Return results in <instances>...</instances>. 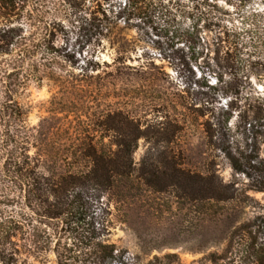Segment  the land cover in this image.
Wrapping results in <instances>:
<instances>
[{"label":"rangeland","instance_id":"374dc122","mask_svg":"<svg viewBox=\"0 0 264 264\" xmlns=\"http://www.w3.org/2000/svg\"><path fill=\"white\" fill-rule=\"evenodd\" d=\"M121 1L20 2L25 32L34 31V24L35 37L47 36L0 57V104L14 66L7 63L25 57L17 63L19 75L9 80L18 86L14 97L37 138L55 142L62 157L83 156L118 150V141L138 125L143 135L133 155L136 168L150 154L174 160L189 174L187 190L165 177L167 191L143 186L119 206L109 191L90 189L86 220L99 227L106 218L105 237L116 246L112 256L97 260L64 249L86 234L82 221L41 219L0 173V217H21V236H35L40 245L49 241L40 250L23 246L18 264H58V241L61 253L73 255L71 264L145 263L168 252L185 264H211L204 259L211 253L223 263L253 264L245 258L247 238L239 228L250 223L257 237L264 235V44L250 56L251 47L239 53L216 41L226 29L252 21L260 26L255 39H264V17L251 16L264 13V0H154L142 18L129 20ZM109 25L112 36H94ZM91 56L108 66L85 73ZM4 130L0 122V141ZM5 157L0 148V168ZM50 159L40 167L46 175L91 168L90 160L69 167ZM8 195L18 196L12 205L5 204ZM199 197L206 200H194Z\"/></svg>","mask_w":264,"mask_h":264},{"label":"trees","instance_id":"16d2710c","mask_svg":"<svg viewBox=\"0 0 264 264\" xmlns=\"http://www.w3.org/2000/svg\"><path fill=\"white\" fill-rule=\"evenodd\" d=\"M22 1L24 0H0V57L13 54V47L15 46L20 50H26L29 39H46V33L39 38L35 37L37 33L34 31L37 27L34 24H30L34 31L25 32V25L20 21L22 13L19 4ZM63 1L70 3L72 0ZM89 1L96 2L100 6L105 0ZM225 1L232 2L233 0ZM153 2L154 0H122L121 13L126 15L127 20L132 17L142 18L146 12V7ZM251 16L255 20L259 16L264 17V13L256 10ZM110 24L114 26L113 21ZM112 26L106 27L108 28L106 32L102 29L97 30L94 32V36L96 38L112 36ZM259 29L258 23H253V21L247 23L245 27L231 29L232 32L228 28L224 36L219 35L216 44L219 47L226 44V47L227 45L231 47L228 48V51L234 48L239 53L251 47V49H247V54L250 53L251 56L257 53L258 44H264V39H255L254 35L259 33ZM243 34L249 35L250 38L245 39ZM231 36L233 39H230ZM15 60L7 63L8 66H14L11 70H7L8 75L5 78V81H9L5 85L7 95L6 99L0 104V122L5 127L1 136L0 148L6 155L0 173L4 179L12 182L14 187L21 192L25 207L41 219L62 217L66 222L77 220L84 223L85 229L83 230L86 234L80 237L75 236L74 239L77 241L73 246H64L65 251L71 253L78 250L86 258L97 260L112 256L116 246L107 242L105 237L110 232L108 227L110 222L103 218L101 225L97 227L93 221L86 220L89 210L88 205L90 204V195L88 194L90 189L101 193L109 191L113 200L121 206L127 202L128 197L136 194L135 191L140 194L139 191L142 190L143 186L149 187L155 192L167 191L168 185L164 182L165 177L174 178L175 183L173 184L185 193L189 174L178 168L174 160H164L160 154L157 156L150 154L137 169L133 155L137 148V142L143 135L138 125H135L130 134L118 141V150L109 152L93 150L83 156L73 153L71 157L65 155L62 157L61 154L55 152V142L42 141L36 137L35 127L25 125L26 111L14 97V92L18 86L15 83H10L9 79L19 75L21 66H17V63H23L26 58L21 57ZM105 65L108 66V63H101L91 56L87 58L82 69L86 73L90 70L100 69ZM32 147L36 148L34 154H30ZM45 157L54 158L50 159L55 164L54 166L63 161L69 167H77L80 159L90 160L91 168L86 171L67 170L64 174L46 175L40 170ZM163 167L171 168V174H168L169 171L163 169ZM9 196L11 195L5 197L6 200H9L5 201L6 205H12L18 197L13 195L11 201ZM205 198L199 197L194 200L204 201ZM216 199L221 200L220 197ZM205 206L201 205L198 208H204ZM23 216L25 215L23 214ZM25 223V219L23 220L21 217H0V264H18L23 246L40 250L43 249L42 247L45 244H49V241L46 240L44 245H40V240L35 239V236L32 240H30V237H23L26 230ZM252 227V224L244 223L239 228L241 237L247 238L244 250L245 258L253 264H264V235L263 237H257ZM21 240L26 242L24 241L25 243L21 245ZM29 240L31 243L28 242ZM60 247L61 244L58 241L55 248L58 264H71L69 260L73 258V255L61 253L59 251ZM136 259L138 260L139 257L137 256ZM204 259L209 260L211 264H227L226 262L223 263V258L215 253H211ZM134 264L185 263L182 262L177 253L168 252L155 254L145 263L136 261Z\"/></svg>","mask_w":264,"mask_h":264}]
</instances>
